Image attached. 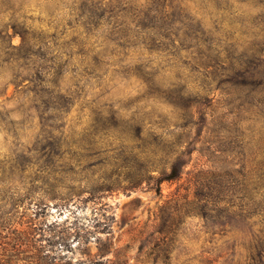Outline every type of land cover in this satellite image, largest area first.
Listing matches in <instances>:
<instances>
[{"label": "rangeland", "instance_id": "obj_1", "mask_svg": "<svg viewBox=\"0 0 264 264\" xmlns=\"http://www.w3.org/2000/svg\"><path fill=\"white\" fill-rule=\"evenodd\" d=\"M3 171L1 259L264 264V0H0Z\"/></svg>", "mask_w": 264, "mask_h": 264}, {"label": "trees", "instance_id": "obj_2", "mask_svg": "<svg viewBox=\"0 0 264 264\" xmlns=\"http://www.w3.org/2000/svg\"><path fill=\"white\" fill-rule=\"evenodd\" d=\"M23 44V41H22ZM21 44V45H22ZM63 160V156L62 155H58V154H43L40 155L38 157V161H42V164L45 166L44 167H48L51 166L50 168H52L50 170V172L53 175H59V174H64V172L62 170H58L57 164L59 162H61ZM186 163L181 161L180 159H176L170 166L168 172L161 177L160 179L157 180L156 182V192L157 194H160V185L164 182H175L178 181L182 174H183V169L185 168ZM58 170V171H57ZM13 173L11 172H0V185L1 184H5L9 181L10 176H12ZM54 190H56L58 188V185L56 184L54 186ZM4 189H0V193L3 191ZM5 205H1L0 203V238L1 239H6L7 237H9L10 241L12 242L11 245V249L17 253L19 252V249H21L22 245L24 244V232L22 231H18L16 229L13 228V223L11 221L10 218H7L8 216L6 214H4L2 212V210L4 209ZM3 213V214H2ZM173 216V215H172ZM96 227L99 226H103L102 227V231L101 233H105V234H110V230H111V225L110 222H107L104 220V222L101 221H97ZM4 230L8 231V235L10 236H3L2 232ZM99 240V239H98ZM112 243L110 242V239L105 240V242L101 243L99 245H97L96 249H97V254L96 257H98L99 259L105 257L106 254L112 252ZM253 251V249H250V253L249 256L251 258V252ZM88 255V254H87ZM89 256V255H88ZM116 258V257H114ZM252 259V258H251ZM261 259L264 261V256L261 254ZM15 260H19V254H12L7 256L6 258H0V264H16ZM24 262L23 264H45V263H41L39 260L36 261V263L31 262L29 259L27 258H23L22 259ZM105 263H112L111 259H107L105 261Z\"/></svg>", "mask_w": 264, "mask_h": 264}]
</instances>
